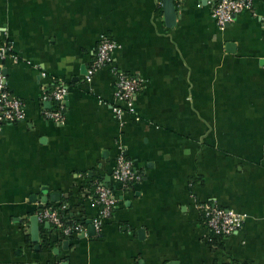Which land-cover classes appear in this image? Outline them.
Instances as JSON below:
<instances>
[{
	"label": "crops",
	"instance_id": "obj_1",
	"mask_svg": "<svg viewBox=\"0 0 264 264\" xmlns=\"http://www.w3.org/2000/svg\"><path fill=\"white\" fill-rule=\"evenodd\" d=\"M174 4L169 25L164 0H0V42L18 58L0 66L26 111L0 126V264H264V0L224 29L209 0ZM102 38L145 83L122 120L111 69L85 79ZM61 84L59 125L44 97ZM121 152L143 175L127 191L112 176ZM97 182L117 199L101 231ZM43 198L86 233L40 221L34 242ZM209 203L248 216L217 245Z\"/></svg>",
	"mask_w": 264,
	"mask_h": 264
},
{
	"label": "built area",
	"instance_id": "obj_2",
	"mask_svg": "<svg viewBox=\"0 0 264 264\" xmlns=\"http://www.w3.org/2000/svg\"><path fill=\"white\" fill-rule=\"evenodd\" d=\"M209 3L212 8V16L220 29L226 28L243 12L253 11L252 0H209ZM120 49L121 46L112 39L102 38L85 79L91 81L100 70L111 69L116 76V99L124 105V107L115 108V113L117 118L122 120L128 114L136 115L135 100L140 91L143 90L145 83L141 77L122 72L115 66V53ZM8 57L18 61V58L12 54V48L6 42H0V63ZM67 96V87L61 84L44 97L45 100H49L54 105L51 110L45 112L49 121L59 125L64 124ZM25 118L24 105L21 100L13 97L9 92L6 77L0 66V126L19 123ZM112 176L114 182L124 191L129 190L143 179V175L135 169L134 162L123 152L117 158ZM90 198L92 203L100 209V219L95 221L94 227L96 231H101L102 220L112 216L117 205V199L113 188L101 182L95 183ZM199 209L209 232L223 238L241 230L248 219L247 214L237 213L211 203L201 205ZM39 220L50 223L54 231L61 232L65 237L86 233V228L82 224H72L59 209L45 208L39 214Z\"/></svg>",
	"mask_w": 264,
	"mask_h": 264
},
{
	"label": "water",
	"instance_id": "obj_3",
	"mask_svg": "<svg viewBox=\"0 0 264 264\" xmlns=\"http://www.w3.org/2000/svg\"><path fill=\"white\" fill-rule=\"evenodd\" d=\"M164 7H165V10H166V19H167V23L169 25H174L175 23V20H176V8H175V4H174V0H164ZM86 73V69H84V72L83 74ZM45 192V190H44ZM59 199H58V196H54L53 197V201L54 202H57ZM48 202V198H43L41 200V204L39 205V208H40V212L42 210L45 209V205L46 203ZM31 235H32V238H33V241L34 242H38L39 240V233H40V220H39V216L38 215H34L31 219ZM47 226L49 227V224L47 223ZM93 230V226L90 225V231Z\"/></svg>",
	"mask_w": 264,
	"mask_h": 264
},
{
	"label": "trees",
	"instance_id": "obj_4",
	"mask_svg": "<svg viewBox=\"0 0 264 264\" xmlns=\"http://www.w3.org/2000/svg\"><path fill=\"white\" fill-rule=\"evenodd\" d=\"M202 218H203V214H202ZM204 221V220H203ZM212 235V238H211V244L213 245H217L218 243V240L222 239L223 237L221 236H218L216 234H211Z\"/></svg>",
	"mask_w": 264,
	"mask_h": 264
}]
</instances>
